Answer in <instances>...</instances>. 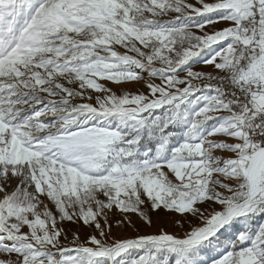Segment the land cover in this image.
<instances>
[{"label": "snow or ice", "instance_id": "obj_1", "mask_svg": "<svg viewBox=\"0 0 264 264\" xmlns=\"http://www.w3.org/2000/svg\"><path fill=\"white\" fill-rule=\"evenodd\" d=\"M0 264H264V0H0Z\"/></svg>", "mask_w": 264, "mask_h": 264}, {"label": "rangeland", "instance_id": "obj_2", "mask_svg": "<svg viewBox=\"0 0 264 264\" xmlns=\"http://www.w3.org/2000/svg\"><path fill=\"white\" fill-rule=\"evenodd\" d=\"M211 30V29H209ZM154 219L157 220V223L153 224L152 226H148L146 223L142 222L138 217L133 216L132 221L133 223L139 228L140 232L142 233H152L157 230V228L160 226L159 224V218L154 217ZM170 231L171 230H178V229H173L172 224H171V219L169 218L168 222L165 225ZM68 227H71L73 229L77 228L78 226L76 225H68ZM87 229H81L80 234L81 238L83 239L84 235L87 233ZM112 234L113 236L117 238H125V237H131L136 234L135 229L132 227H125L123 225L121 226H116L115 223H113V228H112Z\"/></svg>", "mask_w": 264, "mask_h": 264}, {"label": "crops", "instance_id": "obj_3", "mask_svg": "<svg viewBox=\"0 0 264 264\" xmlns=\"http://www.w3.org/2000/svg\"><path fill=\"white\" fill-rule=\"evenodd\" d=\"M223 26H225V25H223V24H218L216 27H217V28H220V27H223ZM196 68H197V69H201V70H210V69H206L203 65H197Z\"/></svg>", "mask_w": 264, "mask_h": 264}]
</instances>
